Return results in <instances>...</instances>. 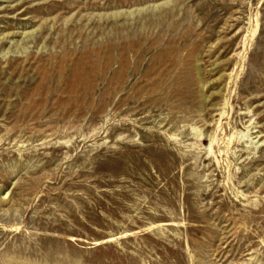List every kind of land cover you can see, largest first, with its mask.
<instances>
[{"label": "rangeland", "instance_id": "obj_1", "mask_svg": "<svg viewBox=\"0 0 264 264\" xmlns=\"http://www.w3.org/2000/svg\"><path fill=\"white\" fill-rule=\"evenodd\" d=\"M0 264H264V0H0Z\"/></svg>", "mask_w": 264, "mask_h": 264}]
</instances>
